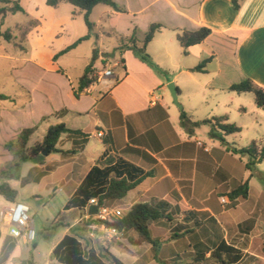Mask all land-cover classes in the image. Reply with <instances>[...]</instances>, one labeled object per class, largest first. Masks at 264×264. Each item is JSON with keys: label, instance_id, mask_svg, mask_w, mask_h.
Listing matches in <instances>:
<instances>
[{"label": "crops", "instance_id": "obj_1", "mask_svg": "<svg viewBox=\"0 0 264 264\" xmlns=\"http://www.w3.org/2000/svg\"><path fill=\"white\" fill-rule=\"evenodd\" d=\"M22 1H19V6L25 14L39 21V25L26 36V49H15L13 45L9 47L11 42H6L0 37V41L9 43L8 48L18 53L17 59L19 55L21 57V76L15 79L12 77L13 84L21 93V96L14 97L23 98L18 111L32 119L28 128L35 127L34 133L39 132L41 137L49 126L57 124H64L69 129L86 134L85 137L62 134L56 149L65 153H51L37 165L27 161L32 165L27 168L26 176L19 175L18 180H3L8 184L11 181H19L20 188L34 182L43 183L46 190H69L62 206V215L53 227L56 230L44 234V238H51L60 231L57 238L47 247V260L44 264H68L63 261L64 251L60 249L53 255V249L64 236H71L69 232L71 227L94 218L88 215L89 201L83 208H65L93 167L105 172L110 169L109 176L118 175L128 180L148 173V176L127 192L124 198L105 200L103 206L107 208V205L111 204L113 208H108L119 210L122 215L136 203H146L158 209L169 220L161 218L150 223L149 231L153 240L167 235L172 229L174 232L177 231L175 235H183L179 238L185 240L189 249V252L183 253L196 255L205 252L206 257L218 243L227 242L223 240L226 235L224 225L230 222V215L233 213L231 210L238 206L239 199L233 202L226 201L225 205H221L219 199L225 198V194L240 185L243 178H239L232 168L229 153H233L226 148L228 147L226 136L221 135L224 143L219 141L223 146L222 152L219 146L217 147L219 149H215L213 141L217 139L208 136V140L202 138L203 143L197 135L196 127L187 132L180 124L179 116L182 109L178 111L173 109L171 103H162L161 94H156L162 93L163 88L169 84L164 74L161 77L154 74L129 50L120 53L117 50L119 45L116 47L118 60H124L123 68L119 67V73L113 72L114 78L107 81V86L94 82L80 94L79 98H75L72 88L77 85L91 58L84 64L82 74L76 80H71L58 64L64 54L55 61L52 60L63 48L48 51L46 59L41 60L39 52L33 47L30 49L28 44L33 41L42 43L46 36L42 28L48 22L54 25V30L49 35V44L54 43L65 32V25H71L75 15L83 18L82 11L72 6L74 10L70 17L48 19L42 16V13L50 11L51 8L46 5V0L40 2L26 0L25 5L21 3ZM113 1L125 12H115L107 6L109 9H103L106 13L103 21L109 25L112 20L119 17L131 19L124 39L131 35L133 29L139 30L140 22L145 19L146 22L140 27L145 33L151 24L162 25L154 37L167 30L176 40V35L182 31H195L201 27L210 29L209 36L203 42L190 46L186 55L182 54L180 48L183 56L193 53L198 61L209 59L206 63L209 68L204 66L201 72H191L190 69L195 66L173 65L176 71L173 77L174 85L178 86H175L178 88L177 95L182 94L176 80L178 76L186 75L194 79L196 75L208 71L220 79L222 84L215 88L211 83L198 84L197 93L207 89L220 93H234L228 88L246 78L264 88V0H243L237 11L233 9L231 0H123L124 2L120 3L118 0ZM98 6L89 14L91 29L88 31L86 28V33L82 35L88 34V40L94 28L98 30V38L103 35L100 24L96 27L90 20L92 12ZM109 29L111 34L116 33L111 26ZM82 36L76 37L73 42ZM10 49L6 50L0 46V59L13 58L9 53ZM102 54L98 51V61L101 63L106 62ZM31 67L32 71L29 70ZM116 67L118 66L115 63L114 68ZM94 68L98 69V66L94 64ZM116 80H119L117 84ZM7 97L9 99L5 101H9L12 109L16 108L15 99ZM3 102H0V106ZM188 105L186 102L183 106L186 114L191 109ZM36 109L39 111L35 112ZM188 117L189 121H192L190 116ZM3 121L4 115L0 112V129ZM18 134L19 132H16L12 138ZM41 139L37 137L33 144ZM7 142L0 138V158H3L0 165L12 160L10 152L4 148ZM107 159H112L113 162L104 165ZM244 169L247 170L245 164ZM16 192L14 202L24 203L18 200V191ZM50 197H54V193ZM5 202L7 207L13 203ZM117 202L123 204L119 205ZM172 222L174 224L170 227ZM125 234L130 238L137 237L132 231ZM102 235L98 225L89 226L87 233L83 234L84 240L79 242L83 247L85 260L94 255L103 264H108L110 257L121 264L158 262L157 254L154 256L151 246L147 249L151 259H146L147 263H138L139 259L132 249L125 246H119L118 249L108 246L102 240ZM132 242L135 247L139 245L136 239ZM164 246L165 243L159 246L158 251ZM37 247L35 241L28 243L23 238L11 237L6 226L0 223V264H40L35 257ZM170 253L171 251L168 252ZM178 256L174 254V257ZM165 260L167 257L162 262Z\"/></svg>", "mask_w": 264, "mask_h": 264}, {"label": "rangeland", "instance_id": "obj_2", "mask_svg": "<svg viewBox=\"0 0 264 264\" xmlns=\"http://www.w3.org/2000/svg\"><path fill=\"white\" fill-rule=\"evenodd\" d=\"M25 1L26 0H23L21 3L25 5ZM35 1L40 2L41 0ZM118 2L120 3L124 1L118 0ZM12 6L13 3H10L9 5H0V10L2 11L0 13V33L5 31L11 33L12 39L9 47L13 45L15 49H26V37L24 39L22 37L23 29L28 27V25L34 21L39 25V21L29 18L28 15L21 12L11 13L10 8H12ZM49 9L50 11L42 13V16L48 19L51 17L55 20L58 17H70L71 12L74 10L71 5L64 2L60 3L56 8ZM103 9L109 8L104 5H99L92 12L90 17V20L96 27L100 24L103 28L101 31L103 35L98 38V30L94 28L90 33L91 37L89 40L81 42L76 49L64 54L58 61L59 66L65 70L71 80H76L82 74L84 64L92 57L94 49L97 50V59L94 63L98 66V69H96V72H98L97 75L103 70H111L115 74L119 73V67L114 68L115 63L117 66L119 64L116 47L120 45V38L125 36L128 29V22L131 19L119 17L112 20L108 25L103 21L106 17V13H104ZM72 21L73 22L70 26L65 25V32L52 44H49V35L54 30V25L52 22H48L42 28L43 31L46 32V36L43 38L42 43L33 41L28 44V47H30V49L31 47L36 49L40 54L41 60L46 59L48 51L64 48L73 42L76 37L82 36L86 33V26L82 16L75 15ZM145 22L146 19L140 23L144 24ZM141 24L138 28L139 30L135 33V40L138 44H141L145 35V30L140 28ZM110 26L113 31H116V33L111 34V32H109V30H111L109 29ZM34 28L30 29V31ZM170 33L171 32L165 30L161 35L154 37V39L147 45L146 53L151 61L163 70L165 80L168 83L172 82L175 84L173 76L176 74V71L173 65L180 64L192 67L197 66L201 61H198L193 53L183 56L178 43L173 37H171ZM8 44L9 43L0 41V46L5 47L6 50L10 49L8 48ZM98 51L103 53L102 56L106 58V62L101 63L98 61ZM9 53L12 54L11 56H13V58L0 59V94L13 97L17 107L12 109L9 101H4L2 106H0V112H3L4 115L3 126L0 129V138L6 142L9 140L14 141L16 137L14 139L12 137L15 136V133L20 132L24 128L30 127L32 122V119H29L27 115H23L21 111H18L19 104L23 98L14 97L21 96L20 91L12 82V77L15 79L18 78V76H21V57L19 55V59H17L18 53L13 51V49H10ZM208 66V64H205V68L208 69ZM29 70L32 71V67ZM176 80L179 82V87L182 89V94L177 95V101L181 105L182 110L184 104L188 102V106L191 109H189L190 111L187 115L190 116V120L202 121L208 120L212 117L226 115L227 123L234 124L240 129L239 133L226 136L225 141L229 148H246L253 141L255 142V148L257 150L264 146V111L256 106L251 94L242 93L237 95L228 92L220 93L217 90L210 89L201 90L197 93L198 84L205 85L211 83L213 88L221 86L222 83L220 82V79L215 77L209 71L205 74L196 75L194 79L186 75H180ZM167 85L163 88L162 93L156 94H161L160 97L162 98V103H171V105H173L172 107H174L173 109L180 111V109L173 104ZM175 86L178 87L177 85ZM34 111L38 112L39 110L36 109ZM196 128L200 140H202V138L208 140L209 126L199 125ZM37 137H40V139L42 138L39 132H35L29 138L28 146H31V144L33 145V142ZM201 142H203V140ZM213 142L215 143L214 145H216L215 149L220 148L222 152L224 151L223 146L220 145L218 140ZM218 146L219 148H217ZM229 155L232 168L235 169L239 178H243V182H248L250 193L245 201L239 199L238 206L231 210L233 212L230 215L231 220L230 222H226V226L224 225L226 235L224 232L225 238H223V240H226L227 243L233 245L242 252L244 258L240 264H264V161L251 166L252 171H249L244 169V164L248 161L247 155H234L231 153H229ZM2 162L3 158H0V163ZM6 164L7 163H3L0 165V168L3 169ZM31 165L32 164L29 162L22 163L19 169V175L26 176L27 168ZM9 184L12 188L18 191V200L24 202L29 207V216L32 219L36 233L35 243L38 246L35 251V257L40 264H44L47 260V247L57 238L59 235L58 232L60 231L51 238H44V234L45 232L51 233L54 229L56 230V228L53 227L62 215V206L69 190H46L43 183L34 182L29 183L23 188H20L19 181H11ZM52 193H54V197H50ZM34 196H36V198ZM222 200H224V202H222ZM219 201L221 205L226 204L224 197L219 199ZM117 204L121 205L123 202H117ZM107 206L113 208L111 204H108ZM6 207L7 203L2 197H0V211ZM173 224V222L170 223V227H172ZM176 232L171 229L167 235L159 236L154 239V241L159 242V246L164 243L165 246L157 252L158 262L153 264H167L170 262L175 264H194L192 259L195 255L183 253L185 251L189 252V249L187 248L184 239L175 236ZM102 233V240L106 242L108 246L117 247L116 249H118L117 244H120V246L132 249L139 259L138 263H147L148 261L145 262V260L151 259L150 253L147 252L150 245L142 243L135 247V245L132 244V241L135 239L137 240V237L130 238L128 237V234L124 233L121 235L118 242H113L107 240L105 233ZM29 247L32 248L31 246ZM170 251L171 253L168 254ZM174 254H178L179 256L174 257ZM166 257L167 260L162 262Z\"/></svg>", "mask_w": 264, "mask_h": 264}, {"label": "trees", "instance_id": "obj_3", "mask_svg": "<svg viewBox=\"0 0 264 264\" xmlns=\"http://www.w3.org/2000/svg\"><path fill=\"white\" fill-rule=\"evenodd\" d=\"M20 0H0V5H6L13 3L12 8H10L11 13L21 12L24 10L19 6ZM243 0H231L233 9L237 11L240 7V3ZM67 3L73 6L75 9L82 11L84 24L89 31L91 29V23L89 21V14L92 9L97 5H104L110 7L113 11L123 13L125 10L119 7L113 0H46L45 3L51 8H56L60 3ZM2 11L0 10V13ZM37 22H32L28 27L23 29L22 37L23 39L27 36L30 29L36 27ZM162 28L160 24L149 25L141 44H138L135 40L136 29H133L131 35L126 39L120 38V45L117 50L122 53L126 50L132 52L135 58L140 62L148 66L154 74L161 77L164 72L156 66L146 53V47L148 43L153 39L156 32ZM210 29L206 27H201L195 31H182L176 35V41L178 42L180 48L182 49V54H187V49L190 46L199 44L207 38L210 34ZM6 42L11 41V33L5 31L0 33ZM89 35L86 34L78 38L72 44L66 46L59 52H57L52 60L55 61L59 56L69 52L74 49L81 42L88 40ZM97 59V50H93V54L89 64L85 67L81 78L79 79L77 85L72 88L73 95L75 98H79L80 94L84 92L86 88L92 85L97 80L96 69L94 68V63ZM209 59L200 62L197 66L190 69L191 72H201L205 64ZM124 60L120 59L118 67L123 68ZM119 80H116V84ZM229 91L236 94L249 93L253 96L256 106L264 111V88L253 82L252 80L246 78L236 84H232ZM9 97L0 94V102L8 100ZM180 124L187 131L191 132L193 128L199 125H208L209 131L208 136L212 139H217L221 143H224L222 136L235 135L240 132V129L234 124L227 123V117L219 116L212 117L208 120H202L197 122L189 121L187 114L181 110L180 111ZM35 127L22 129L17 135L14 141H9L4 145L5 150L10 152L12 155V160L7 163L3 169H0V196L7 202H14L17 192L11 186L3 181L8 180H18L19 179V169L22 163L30 161L31 158L38 156L43 150H47L48 155L51 153L62 152L56 149V144L62 134H72L80 135L85 137L86 134L81 133L78 130H72L67 128L64 124H57L49 126L40 141L35 142L33 145L28 146V140L30 136L34 133ZM230 152L236 155H247L248 161L245 164V168L252 171L251 166L256 163H261L264 161V146L259 150L255 148V142H251L246 148L236 149L226 147ZM69 152V151H67ZM43 161V160H42ZM42 161L40 163H42ZM113 162L112 159H107L104 165H110ZM110 169L105 171L100 170L97 167H93L91 171L87 174L83 180L81 186L76 190L73 198H71L65 205L66 209L69 208H83L86 206L87 202L96 198L97 205L102 206L105 200H119L125 197L127 192L135 188L143 178L148 176L144 174L139 178H134L128 180L125 177H120L118 175L109 176ZM108 178V179H107ZM249 193L248 182L245 181L238 185L236 188L232 189L230 192L225 194L226 201L233 202L237 199H246ZM166 218V216L160 212L158 209L146 204V203H136L131 206V208L120 218L111 219L108 221H100L96 218L83 221L82 223L75 225L69 229L71 236H64L59 244L53 249L52 254L56 255L60 249L64 251L63 261L68 264H103L94 255H90L89 259L85 260L82 252V245L79 240H84L83 234L87 233L89 226L104 224L105 227L115 228L121 233H126L132 231L136 234L137 244H148L152 247L154 251V256H156L159 249V242L154 241L151 238L149 225L158 219ZM169 220V218H166ZM188 232V231H187ZM176 237H182V234L175 235ZM119 247L120 244H117ZM206 253H196L192 261L194 264H240L243 259L242 252L235 248L233 245L225 241L218 243L206 257ZM100 256V255H99ZM108 264H121L118 260L110 257ZM175 264V263H170Z\"/></svg>", "mask_w": 264, "mask_h": 264}, {"label": "built area", "instance_id": "obj_4", "mask_svg": "<svg viewBox=\"0 0 264 264\" xmlns=\"http://www.w3.org/2000/svg\"><path fill=\"white\" fill-rule=\"evenodd\" d=\"M114 78L111 70H103L97 75V82L107 86L110 79ZM99 136L101 134H98ZM200 145V144H199ZM224 202V200H222ZM89 205L97 206V214L94 218L100 221L118 219L122 216L119 210H111L106 207L98 206L96 199H90ZM0 223L5 225L8 233L15 239L23 238L26 242L35 241L36 233L33 227L32 219L29 216V207L20 202H13L8 207L0 211ZM102 232L105 233L106 239L118 242L122 233L115 228L105 227L103 223L98 225Z\"/></svg>", "mask_w": 264, "mask_h": 264}, {"label": "water", "instance_id": "obj_5", "mask_svg": "<svg viewBox=\"0 0 264 264\" xmlns=\"http://www.w3.org/2000/svg\"><path fill=\"white\" fill-rule=\"evenodd\" d=\"M167 88L169 89L170 91V94H171V97H172V101H173V104L181 110V105L178 103L177 101V88L175 87L174 83H169L167 85ZM48 155L47 153V150H43L38 156L36 157H33L30 159V162L32 164H39L43 159L44 157H46ZM97 214V206L96 205H89L88 207V215L89 217H93Z\"/></svg>", "mask_w": 264, "mask_h": 264}]
</instances>
